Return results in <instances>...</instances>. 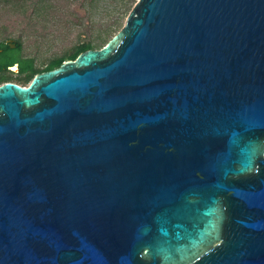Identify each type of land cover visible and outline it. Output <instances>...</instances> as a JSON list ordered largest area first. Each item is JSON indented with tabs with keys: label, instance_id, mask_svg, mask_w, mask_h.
Segmentation results:
<instances>
[{
	"label": "water",
	"instance_id": "1",
	"mask_svg": "<svg viewBox=\"0 0 264 264\" xmlns=\"http://www.w3.org/2000/svg\"><path fill=\"white\" fill-rule=\"evenodd\" d=\"M0 264H264V0H137L0 84Z\"/></svg>",
	"mask_w": 264,
	"mask_h": 264
},
{
	"label": "rangeland",
	"instance_id": "2",
	"mask_svg": "<svg viewBox=\"0 0 264 264\" xmlns=\"http://www.w3.org/2000/svg\"><path fill=\"white\" fill-rule=\"evenodd\" d=\"M136 1L0 0V40L19 41L21 54L34 58L35 66L42 68L54 58L67 57L82 43L100 46L103 38L124 26ZM7 81L29 82L15 67L0 72V84Z\"/></svg>",
	"mask_w": 264,
	"mask_h": 264
},
{
	"label": "trees",
	"instance_id": "3",
	"mask_svg": "<svg viewBox=\"0 0 264 264\" xmlns=\"http://www.w3.org/2000/svg\"><path fill=\"white\" fill-rule=\"evenodd\" d=\"M108 33V32H107ZM103 38L100 46H96L91 42H86L78 45L67 57H57L50 60L42 68H37L34 64V58L29 56H23L21 54V43L19 41L15 42V46L11 47L10 43L6 40H0V72L8 69L9 66L17 64L18 73H23L26 75V79L30 80L31 77L42 71L50 70L59 66L65 60H73L76 56L87 50V49H96L103 46L110 38Z\"/></svg>",
	"mask_w": 264,
	"mask_h": 264
},
{
	"label": "flooded vegetation",
	"instance_id": "4",
	"mask_svg": "<svg viewBox=\"0 0 264 264\" xmlns=\"http://www.w3.org/2000/svg\"><path fill=\"white\" fill-rule=\"evenodd\" d=\"M10 67H15L16 68V71L18 72L17 64H13V65L9 66L8 68H10Z\"/></svg>",
	"mask_w": 264,
	"mask_h": 264
}]
</instances>
